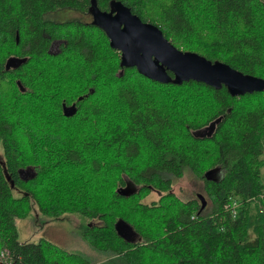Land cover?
Here are the masks:
<instances>
[{
    "label": "trees",
    "instance_id": "trees-1",
    "mask_svg": "<svg viewBox=\"0 0 264 264\" xmlns=\"http://www.w3.org/2000/svg\"><path fill=\"white\" fill-rule=\"evenodd\" d=\"M115 1L179 50L264 79V0L96 4ZM91 3L0 0V251L15 264H264V91L233 97L136 68L120 77V52L92 21L45 19ZM11 57L26 62L7 71ZM219 117L211 137L194 135ZM186 172L203 183L204 209L172 191ZM128 182L137 191L125 194ZM152 191L160 198L144 202ZM32 211L79 216L107 259L19 242L16 220Z\"/></svg>",
    "mask_w": 264,
    "mask_h": 264
},
{
    "label": "water",
    "instance_id": "water-1",
    "mask_svg": "<svg viewBox=\"0 0 264 264\" xmlns=\"http://www.w3.org/2000/svg\"><path fill=\"white\" fill-rule=\"evenodd\" d=\"M89 14L92 16V23L105 32L110 47L120 52V77L125 68H136L141 75L162 84L182 85L196 81L217 90L226 87L233 97L264 91L263 78L244 74L224 62H213L198 53L179 50L159 27L142 21L120 1H115L110 11H101L96 0H92ZM25 62V58L11 57L6 61L5 69H16ZM18 85L21 86V83L18 82ZM76 111L75 104L63 107V113L67 117L73 116ZM222 118L219 117L207 127L195 131L194 135L211 137ZM198 197L204 209L206 200L200 194ZM116 228L118 234L122 235L119 226L116 225Z\"/></svg>",
    "mask_w": 264,
    "mask_h": 264
},
{
    "label": "rangeland",
    "instance_id": "rangeland-1",
    "mask_svg": "<svg viewBox=\"0 0 264 264\" xmlns=\"http://www.w3.org/2000/svg\"><path fill=\"white\" fill-rule=\"evenodd\" d=\"M55 19L60 21L78 19L88 22L92 20L89 14L83 15L71 10L61 12ZM57 49V44H54L51 48L54 52ZM74 103L76 104L75 101ZM135 191H137V186L131 182H128L126 188L123 189L125 194H130ZM172 191L183 201H188L192 197H196L200 200L198 197L199 194L206 197L203 190V183L190 174V172H186L183 178L175 182ZM160 196V192L152 191L150 195L144 199V202L151 203L152 201H157ZM85 224L86 221L75 214H66L55 219L49 216L38 215L35 211H32L31 215L27 218L16 220V229L19 242L21 243H38L41 240H46L66 252L81 254L94 263L107 259L106 253L91 247L83 239L82 231L85 228Z\"/></svg>",
    "mask_w": 264,
    "mask_h": 264
},
{
    "label": "built area",
    "instance_id": "built-area-1",
    "mask_svg": "<svg viewBox=\"0 0 264 264\" xmlns=\"http://www.w3.org/2000/svg\"><path fill=\"white\" fill-rule=\"evenodd\" d=\"M0 263L15 264V259L7 249L0 251Z\"/></svg>",
    "mask_w": 264,
    "mask_h": 264
},
{
    "label": "flooded vegetation",
    "instance_id": "flooded-vegetation-1",
    "mask_svg": "<svg viewBox=\"0 0 264 264\" xmlns=\"http://www.w3.org/2000/svg\"><path fill=\"white\" fill-rule=\"evenodd\" d=\"M61 12H63V11H57V12H54V13H47L46 15H45V19H47V20H49V19H54V20H56L55 19V17H58L59 16V14L61 13ZM90 15V14H89ZM91 18H92V16H91ZM58 21H60V20H58ZM92 21V20H91ZM54 44H57L58 45V47H59V42H55V43H53V45ZM52 45V46H53ZM52 46H51V48H52ZM58 50V49H57ZM56 50V51H57ZM52 51V50H51Z\"/></svg>",
    "mask_w": 264,
    "mask_h": 264
}]
</instances>
